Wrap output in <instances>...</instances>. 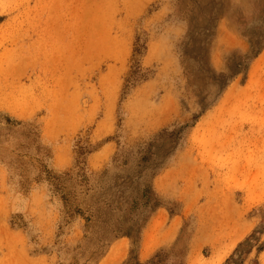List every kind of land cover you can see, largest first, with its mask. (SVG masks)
<instances>
[{"label":"rangeland","instance_id":"374dc122","mask_svg":"<svg viewBox=\"0 0 264 264\" xmlns=\"http://www.w3.org/2000/svg\"><path fill=\"white\" fill-rule=\"evenodd\" d=\"M263 11L0 0V264H264V48L226 84ZM141 169L159 205L115 235Z\"/></svg>","mask_w":264,"mask_h":264},{"label":"trees","instance_id":"16d2710c","mask_svg":"<svg viewBox=\"0 0 264 264\" xmlns=\"http://www.w3.org/2000/svg\"><path fill=\"white\" fill-rule=\"evenodd\" d=\"M264 20V11L263 16ZM247 44L249 46L248 55L245 57H240L236 60H232V65L228 66L229 78L228 84L232 77L239 73H244L248 64L255 58L264 48V26L258 27V29L248 32L247 34ZM233 59V58H232ZM148 159L142 156L140 162L144 163ZM144 168V167H141ZM70 173H66L69 175ZM142 169L137 172V177H118L121 181H128L127 188H118L112 190L109 196H103L97 202L103 203L110 212L116 217V223L111 229V233L118 235L133 236L136 234L147 215V213L152 211L159 204L154 197L152 190L149 185L141 186L138 183V179L141 177ZM70 179V176H69ZM60 178L56 179L59 182ZM57 184V183H56ZM135 192V195L133 193ZM120 212V213H119ZM122 212V213H121ZM86 217V220H89ZM161 256V250L155 256L147 261L145 264H158L157 257ZM124 264H143L138 262L134 256H130Z\"/></svg>","mask_w":264,"mask_h":264}]
</instances>
